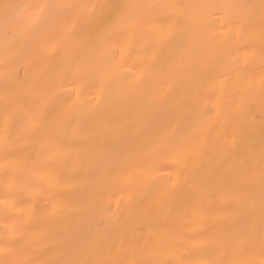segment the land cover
<instances>
[{
    "label": "bare ground",
    "instance_id": "bare-ground-1",
    "mask_svg": "<svg viewBox=\"0 0 264 264\" xmlns=\"http://www.w3.org/2000/svg\"><path fill=\"white\" fill-rule=\"evenodd\" d=\"M262 2L0 0L156 6L134 10L145 28L166 5L200 6L195 34L161 44L146 32L119 71L87 39L94 27L65 30L71 11L26 31L0 7V200L17 177L0 204V248L7 240L24 264H193L240 258L245 244L258 258ZM241 14L252 23L234 39L225 24Z\"/></svg>",
    "mask_w": 264,
    "mask_h": 264
},
{
    "label": "snow or ice",
    "instance_id": "snow-or-ice-1",
    "mask_svg": "<svg viewBox=\"0 0 264 264\" xmlns=\"http://www.w3.org/2000/svg\"><path fill=\"white\" fill-rule=\"evenodd\" d=\"M4 20L6 24L18 25L26 31H36L47 22L53 10L63 9L72 12V20L66 25L67 32L75 31L77 28L94 27L95 34L89 33L87 39L93 42L94 47L99 48L106 54L107 63L111 66L112 71H119L126 67L125 53L128 52L133 43L143 39L146 32H151L153 36L161 43L166 44L169 40L174 39L178 34L193 32L195 34L199 25V14L195 11L200 6L188 5H166L172 9L164 21L152 20L148 22L145 28V22L141 19L142 14L134 11L146 7H156L147 5H110L104 3L89 4H41V5H17L12 3H4L2 6ZM223 8H245V5H224ZM250 18L241 14L240 19L228 21L225 28L230 32H234V39L242 34L246 27L251 26ZM260 38H261V55L264 57V2L261 4V21H260ZM55 42L49 41L54 45ZM144 72L151 71V68H145ZM143 75V73H142ZM137 81L141 80V76L135 77ZM262 91H264V83H262ZM244 109L241 106L238 112L242 115ZM42 114V113H41ZM32 124L38 123L33 118ZM5 143L6 137L0 138ZM259 196L262 202V222H264V150L261 151L259 166ZM17 187V177L12 175L6 179L4 199L0 200V204L8 206L10 194ZM248 186H242L241 192H247ZM7 229V225H5ZM3 258L0 264H24L23 261L14 259V249L6 240L3 248H0ZM72 264H91L88 260H78ZM97 264H122L120 260L101 261ZM134 264H184V261H156L145 260L136 261ZM193 264H264V243L260 246L258 258L254 249L249 248L245 244L241 248V257L235 259L207 258L195 261Z\"/></svg>",
    "mask_w": 264,
    "mask_h": 264
}]
</instances>
